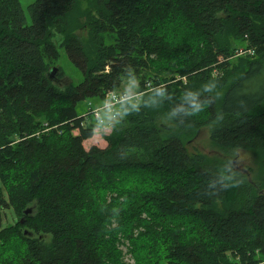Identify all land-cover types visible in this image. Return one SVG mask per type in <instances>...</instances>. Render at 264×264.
I'll list each match as a JSON object with an SVG mask.
<instances>
[{"label": "trees", "instance_id": "trees-1", "mask_svg": "<svg viewBox=\"0 0 264 264\" xmlns=\"http://www.w3.org/2000/svg\"><path fill=\"white\" fill-rule=\"evenodd\" d=\"M96 5L98 20L84 22L89 44L74 35L84 27L78 0H36L31 25L20 0H0V264L263 263L264 182L191 156L180 136H163L162 121L187 132L210 126L216 147L254 151L264 170V90L235 94L264 79V0ZM171 14L183 23L172 24L171 37L145 33L155 22L162 29ZM57 34L83 78L65 91L48 77L60 58ZM237 42L255 49L254 57L221 64L226 76L211 86L224 93H209L207 68L234 56ZM174 55L180 63L173 74L189 77L188 85L122 105L107 146L86 150L102 125L80 116L78 105L102 100L128 80H140L143 91L152 62ZM135 170L157 178L112 177ZM127 239L133 263L121 250Z\"/></svg>", "mask_w": 264, "mask_h": 264}, {"label": "rangeland", "instance_id": "rangeland-1", "mask_svg": "<svg viewBox=\"0 0 264 264\" xmlns=\"http://www.w3.org/2000/svg\"><path fill=\"white\" fill-rule=\"evenodd\" d=\"M36 0H20V3L22 5V9L24 11V14L26 15L28 25H31V16H30V10L29 8L35 3ZM79 1V14L80 19H82V24L84 25V22L87 21V24L90 20V22H93L94 20H98V8L96 5V0H78ZM157 3L160 4L159 9L162 8V4H169V0H155ZM165 11L161 10V15H164ZM107 14V13H106ZM85 17V18H83ZM164 17V16H163ZM107 21V20H106ZM181 19L178 18L176 15L171 14L163 24V28L160 29V25H162V22H155L152 25L153 29H147L145 30L146 34H157L164 36H168V34L175 31V27H172V24L179 23L183 25L182 22H180ZM182 33V30L181 32ZM75 36H78L81 38L84 42L90 44L91 40V27L88 25H84V27H81L79 30L74 32ZM115 37V36H114ZM171 37V36H168ZM53 43L55 44L56 48L59 50L60 58L57 62H55L51 67L60 69L64 76L59 75L56 77L57 79L53 81V83L61 88V91H65L67 87L70 86L71 83H73L72 86L79 85L82 81V75L80 71L76 68V66L70 61L68 54L65 50V48L61 47V44L63 43V37L61 35H55L53 38ZM113 43L112 39H107V44ZM239 44L237 46V49L234 51L233 55H235V52L238 50L243 52L247 49H250L252 47H248V43L246 44H240V43H233V45ZM175 51H178V48H174ZM239 57V56H238ZM237 56H231L229 58L220 57L217 61H215L212 65H210L208 69L209 77L207 78L208 82L204 86V89L211 88V91H208L211 94H215L218 96H221L224 91H219L216 87L211 84L214 81L220 80V78H224L226 76V71L222 69L221 64H224L226 61L232 62L234 66H238L239 62ZM251 58L254 56H248V54H244L241 56V58ZM233 58V59H232ZM180 60L177 56H170V58L167 61V58H164L162 60H155L152 62V73L149 77L146 78L145 88H143V91L141 90V81L138 80H128L126 81L118 90L110 91V92H116V95H128L132 96L136 93H143V103L146 100V98L155 93L158 92L165 87L169 85L174 84H181L182 86H187L189 83V77L187 76H181L173 74L175 69L179 67ZM231 67H234V66ZM218 68V69H217ZM222 70H220V69ZM232 70V68H230ZM221 73V74H220ZM218 75V76H217ZM216 76V77H215ZM72 88V87H71ZM263 89L264 90V79L257 78L247 84H245L239 91H237L236 97H242L248 92H256L257 90ZM109 92V93H110ZM222 93V94H221ZM141 96V94H140ZM139 96V98H140ZM106 98V95L105 97ZM141 98V101H142ZM100 100L102 101L101 106H97L93 104V100ZM135 99V98H134ZM139 99L136 100V103L131 102V104L139 105L141 102ZM59 104H64L62 101L59 102ZM104 106L103 99L99 98H87L84 101H82L78 107L77 111L79 114H83V116L86 115L87 111L91 109H99ZM122 106V105H121ZM119 106L116 109V115L119 117ZM95 120V119H94ZM117 120V119H116ZM90 121V120H88ZM98 124L94 129V137L86 141L84 143V147L86 150H90L92 146H98L100 148H105L107 146L105 137L109 136L113 129V120H108V122L103 125L104 123L100 124V121H96ZM163 128L166 130L163 133V136H166L168 134L178 135L181 137L184 145L186 146L189 154L191 156H201L206 160L209 161H223L230 165L232 167L233 172L239 173L240 175L247 176L250 182H252L254 185H258L260 183L264 182V170L262 167V155L254 152V151H244V150H238L234 152H226L218 147H216L213 142L211 141V133L212 128L210 126H206L198 131H180L176 128L174 124H172L169 121H162ZM74 136H77L79 134L78 130L73 132ZM151 176H155L154 173L144 170H135V171H125L114 174L112 177L125 180L127 181H133V182H140V180H143V182L147 181L148 178H152ZM157 178V177H156ZM141 210H145L142 205H138ZM149 211V209H148ZM8 216V220L10 223H13L14 215L12 211L6 212ZM170 218H173L175 221H179L180 216L177 214H170ZM46 240L49 242L51 240V237H47ZM123 245H121V250L123 251L124 257L126 258L127 262H131L132 258L129 253V240H123ZM258 258H263L262 256H258ZM261 264H264L261 263Z\"/></svg>", "mask_w": 264, "mask_h": 264}, {"label": "built area", "instance_id": "built-area-1", "mask_svg": "<svg viewBox=\"0 0 264 264\" xmlns=\"http://www.w3.org/2000/svg\"><path fill=\"white\" fill-rule=\"evenodd\" d=\"M243 54H248V56H253L255 55V49L250 48L243 52L238 50L234 56H242ZM142 95L143 93L141 92L133 94L132 96L121 95V94L116 95V92L107 93L106 98L103 99L104 106L99 109H95V110L91 109L87 111L85 117H87V119L93 117L96 121L98 122L100 121V123H104L103 125H105L108 122V120L115 121L118 118L115 111L119 106L131 102L136 103L137 99L141 101Z\"/></svg>", "mask_w": 264, "mask_h": 264}, {"label": "water", "instance_id": "water-1", "mask_svg": "<svg viewBox=\"0 0 264 264\" xmlns=\"http://www.w3.org/2000/svg\"><path fill=\"white\" fill-rule=\"evenodd\" d=\"M58 75H59V70H58V68H53V67H52V68L50 69V71H49L48 77H49V79L53 82V81H55V80L57 79L56 77H58ZM28 214H32V210H31V209L25 211V215H28ZM22 223H24L23 220H22Z\"/></svg>", "mask_w": 264, "mask_h": 264}, {"label": "crops", "instance_id": "crops-1", "mask_svg": "<svg viewBox=\"0 0 264 264\" xmlns=\"http://www.w3.org/2000/svg\"><path fill=\"white\" fill-rule=\"evenodd\" d=\"M93 102V104H95V105H97V106H101V104H102V101H100V100H93L92 101ZM80 116H83V114H80Z\"/></svg>", "mask_w": 264, "mask_h": 264}, {"label": "bare ground", "instance_id": "bare-ground-1", "mask_svg": "<svg viewBox=\"0 0 264 264\" xmlns=\"http://www.w3.org/2000/svg\"><path fill=\"white\" fill-rule=\"evenodd\" d=\"M235 53H236V52H235ZM243 55H244V54H243ZM243 55H242V56H243ZM253 56H254V55H253ZM237 57H238V56H237ZM239 57L241 58V56H239ZM239 57H238V58H239ZM232 59H233V58H232ZM217 69H218V68H217ZM220 74H221V73H220ZM217 76H218V75H217ZM215 77H216V76H215ZM92 119H94V118H92ZM95 121H96V120H95ZM100 124H101V123H100Z\"/></svg>", "mask_w": 264, "mask_h": 264}, {"label": "clouds", "instance_id": "clouds-1", "mask_svg": "<svg viewBox=\"0 0 264 264\" xmlns=\"http://www.w3.org/2000/svg\"><path fill=\"white\" fill-rule=\"evenodd\" d=\"M205 90H206V91H211V88L209 87V88H206Z\"/></svg>", "mask_w": 264, "mask_h": 264}]
</instances>
